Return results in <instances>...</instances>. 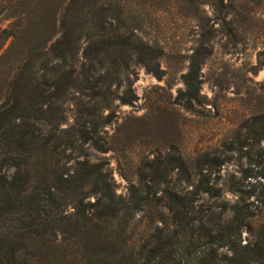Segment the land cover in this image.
<instances>
[{"label":"rangeland","instance_id":"374dc122","mask_svg":"<svg viewBox=\"0 0 264 264\" xmlns=\"http://www.w3.org/2000/svg\"><path fill=\"white\" fill-rule=\"evenodd\" d=\"M70 26L76 47L66 54L65 69H81L85 45L96 35L132 33L161 53L158 71L135 61L128 71L119 61L97 66V72L107 69L114 77L107 90L99 84L101 95H93L91 80L82 84L81 78V86L65 91L58 101L64 118L51 142L60 137L74 144L64 154L53 152L58 165H71L73 157L101 162L122 196L138 188L142 177L156 195L164 189L185 192L192 182H202L217 193L197 200L194 216L209 211L224 218L245 215L241 243L262 242L264 0H0V105L10 82L7 67L22 63V52L36 55L37 65L51 59L54 42ZM195 64L199 95L187 105L181 95L186 90L183 76ZM36 125L50 134L46 122ZM88 136L104 150L91 146ZM170 152L191 162V181L174 171L166 182L145 167ZM209 158L218 162L210 167ZM134 220L138 237L148 223L142 213ZM216 252L221 258L226 250Z\"/></svg>","mask_w":264,"mask_h":264},{"label":"trees","instance_id":"16d2710c","mask_svg":"<svg viewBox=\"0 0 264 264\" xmlns=\"http://www.w3.org/2000/svg\"><path fill=\"white\" fill-rule=\"evenodd\" d=\"M75 33L72 26L66 28L54 42L53 57L41 65L36 55L22 52L23 62L5 71L10 82L0 105V264H220L214 261L219 248L227 252L217 258L224 264H264V240L241 243L245 215L224 218L209 211L194 216L195 202L217 193L209 185L192 182L185 192L164 189L163 195H156L142 177L138 188L122 196L101 162L73 157L71 165H58L53 152L64 154L74 144L60 137L51 142L64 118L58 101L65 91L91 80L93 95H101L99 84L107 90L114 77L107 69L97 72V66L107 68L119 61L128 71L135 61L158 71L161 53L132 33L96 35L88 39L86 61L77 72L65 69L66 54L75 51ZM197 66L183 76L186 90L181 95L187 105L199 95ZM38 121L51 126L49 135ZM88 138L91 146L104 150ZM217 162L206 159L210 167ZM145 167L161 180L175 171L191 181L192 164L178 152ZM91 195L94 200L85 201ZM138 213L148 224L136 237Z\"/></svg>","mask_w":264,"mask_h":264}]
</instances>
